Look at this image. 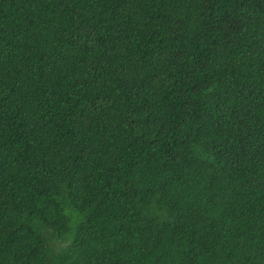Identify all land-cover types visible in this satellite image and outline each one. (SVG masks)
Returning a JSON list of instances; mask_svg holds the SVG:
<instances>
[{
	"label": "trees",
	"instance_id": "1",
	"mask_svg": "<svg viewBox=\"0 0 264 264\" xmlns=\"http://www.w3.org/2000/svg\"><path fill=\"white\" fill-rule=\"evenodd\" d=\"M0 264H264V0H0Z\"/></svg>",
	"mask_w": 264,
	"mask_h": 264
}]
</instances>
